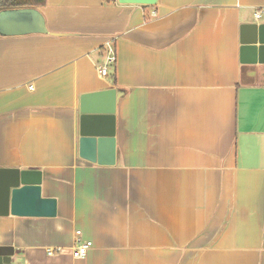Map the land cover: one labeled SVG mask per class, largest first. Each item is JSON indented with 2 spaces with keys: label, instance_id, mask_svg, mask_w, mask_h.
<instances>
[{
  "label": "crops",
  "instance_id": "crops-1",
  "mask_svg": "<svg viewBox=\"0 0 264 264\" xmlns=\"http://www.w3.org/2000/svg\"><path fill=\"white\" fill-rule=\"evenodd\" d=\"M36 8L47 33L0 35V167L40 171L57 212L0 216L11 263L264 264V64L240 62L264 0ZM106 88L110 165L78 154L80 96Z\"/></svg>",
  "mask_w": 264,
  "mask_h": 264
},
{
  "label": "water",
  "instance_id": "water-1",
  "mask_svg": "<svg viewBox=\"0 0 264 264\" xmlns=\"http://www.w3.org/2000/svg\"><path fill=\"white\" fill-rule=\"evenodd\" d=\"M159 0H117L121 4L157 5ZM45 19L36 7L0 9V35L47 33ZM240 62L264 64V23L241 26ZM122 91L106 88L84 93L79 103L78 154L102 165L115 160V111ZM42 173L38 170L0 167V216L54 217L55 198L41 192ZM14 249L0 246V264H12Z\"/></svg>",
  "mask_w": 264,
  "mask_h": 264
},
{
  "label": "built area",
  "instance_id": "built-area-1",
  "mask_svg": "<svg viewBox=\"0 0 264 264\" xmlns=\"http://www.w3.org/2000/svg\"><path fill=\"white\" fill-rule=\"evenodd\" d=\"M262 10H257L255 12V17L259 18L262 14ZM152 15H155V12L153 11ZM115 61V55L113 52V49L110 47L106 53V56L104 58V61L101 63H98L96 65V69L101 77H107L108 76V66ZM79 233V231H77ZM92 245L91 241H80L78 239L77 244L73 250V254L77 257H82L86 255L88 249Z\"/></svg>",
  "mask_w": 264,
  "mask_h": 264
},
{
  "label": "trees",
  "instance_id": "trees-1",
  "mask_svg": "<svg viewBox=\"0 0 264 264\" xmlns=\"http://www.w3.org/2000/svg\"><path fill=\"white\" fill-rule=\"evenodd\" d=\"M45 0H0V9L17 7H39Z\"/></svg>",
  "mask_w": 264,
  "mask_h": 264
}]
</instances>
